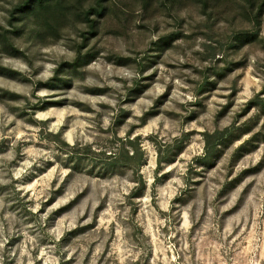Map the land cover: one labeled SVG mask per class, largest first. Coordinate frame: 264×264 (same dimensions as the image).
I'll use <instances>...</instances> for the list:
<instances>
[{
	"label": "rangeland",
	"instance_id": "374dc122",
	"mask_svg": "<svg viewBox=\"0 0 264 264\" xmlns=\"http://www.w3.org/2000/svg\"><path fill=\"white\" fill-rule=\"evenodd\" d=\"M20 1L0 0V264H264V42L234 41L250 23L117 0L95 30L35 37L9 32ZM128 134L141 166L108 168Z\"/></svg>",
	"mask_w": 264,
	"mask_h": 264
},
{
	"label": "trees",
	"instance_id": "16d2710c",
	"mask_svg": "<svg viewBox=\"0 0 264 264\" xmlns=\"http://www.w3.org/2000/svg\"><path fill=\"white\" fill-rule=\"evenodd\" d=\"M143 8L148 9L153 0H141ZM172 6L183 5L184 3H196L209 18L223 15L225 19H235L241 22H248L252 26L251 30L240 29L234 33L235 43L240 45L254 43L259 39L260 30L264 27V0H167ZM122 12L117 0H21L10 10L9 25L10 33L24 34L28 27L35 37H40L48 32L60 37L58 25L67 17L86 24L89 29L95 30L99 23V18H105L110 12ZM29 31V32H30ZM1 39V38H0ZM90 52L82 53V47L78 49V56L72 67L88 64L93 59ZM84 61V62H83ZM83 63V64H82ZM251 106L259 105L264 109V87L257 97L250 103ZM234 131L227 127L218 130L214 134L206 133V155L210 158L218 146L225 142H231ZM120 144L116 151L111 152L108 157L107 167H125L138 171L145 157L142 141L139 136L133 137L128 134L125 138H118ZM164 158L159 157V162H164Z\"/></svg>",
	"mask_w": 264,
	"mask_h": 264
}]
</instances>
